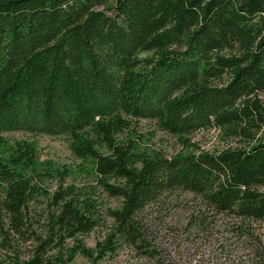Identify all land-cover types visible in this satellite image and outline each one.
I'll return each instance as SVG.
<instances>
[{"label": "trees", "instance_id": "1", "mask_svg": "<svg viewBox=\"0 0 264 264\" xmlns=\"http://www.w3.org/2000/svg\"><path fill=\"white\" fill-rule=\"evenodd\" d=\"M263 93L264 0H0V209L19 225L33 183L49 174L34 142L3 134L21 130L69 135L74 155L121 197L111 215L123 235L137 210L175 186L264 220V138L247 150L171 158L115 139L128 126L122 114L180 138L215 126L251 139V129H264ZM67 197L54 202L55 222L72 237L92 221ZM115 250L109 238L80 253L99 264ZM39 252L21 264H44Z\"/></svg>", "mask_w": 264, "mask_h": 264}, {"label": "rangeland", "instance_id": "2", "mask_svg": "<svg viewBox=\"0 0 264 264\" xmlns=\"http://www.w3.org/2000/svg\"><path fill=\"white\" fill-rule=\"evenodd\" d=\"M151 55L143 52L140 58ZM227 79L228 74L214 82ZM258 99L264 106V93ZM122 115L128 126L116 134L117 142L131 144L140 153H162L167 158L177 154L247 150L256 140L264 138V129H251L255 138L245 139L215 126L180 138L158 127L151 118ZM3 134L10 142L16 139L34 142L37 158L49 174L33 183L35 188L19 225L12 221L9 212L0 209V264L28 262L38 249L41 250L38 254L44 255V264L48 258H56L57 263L70 259L69 264H92L81 250L94 251L109 238L115 242L116 250L101 258L99 264H264V220L253 221L230 210L221 211L204 194L175 186L137 210L134 230L124 228L123 235L117 231L118 222L111 215V211L121 209V197L106 193L97 181L92 162L74 155L69 135L48 136L21 130ZM88 135L93 138L90 131ZM98 148L108 155L109 151L101 144ZM108 181L115 187L125 184L115 176ZM67 194L68 200L72 197L80 203L92 221L88 231L72 237L63 226L59 231L60 225L55 222L59 207L54 202Z\"/></svg>", "mask_w": 264, "mask_h": 264}]
</instances>
